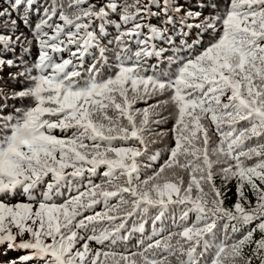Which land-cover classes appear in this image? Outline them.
I'll list each match as a JSON object with an SVG mask.
<instances>
[{
  "label": "snow or ice",
  "instance_id": "1",
  "mask_svg": "<svg viewBox=\"0 0 264 264\" xmlns=\"http://www.w3.org/2000/svg\"><path fill=\"white\" fill-rule=\"evenodd\" d=\"M5 67L22 106H0V247L26 254L0 264H264V0H2ZM146 218L171 223L149 236Z\"/></svg>",
  "mask_w": 264,
  "mask_h": 264
},
{
  "label": "trees",
  "instance_id": "2",
  "mask_svg": "<svg viewBox=\"0 0 264 264\" xmlns=\"http://www.w3.org/2000/svg\"><path fill=\"white\" fill-rule=\"evenodd\" d=\"M0 2H2V0H0ZM44 2H45V0H39L40 4H43ZM89 2L96 4L97 7H99L100 5L107 3L108 0H89ZM112 2L123 3V0H112ZM129 2H131V0H129ZM141 2L147 3V0H141ZM188 2L194 5L197 3V0H188ZM21 11L23 12V9H21ZM210 11H211L210 7L204 8L203 15H208L210 13ZM33 12H35V9H33ZM41 12H42V9H41ZM13 18H16L15 13H13ZM39 18L40 17L38 15H35V14L32 15L31 21H32L33 26L35 25V23H37L39 21ZM110 19H111V23L109 25H107V30H106L105 40H104L105 43H108V41L113 40L114 36L118 33V31L122 30V29L116 28V24H117L118 19H119L118 13L111 15ZM151 22L153 24H157L158 20L156 18H152ZM19 31L24 32L26 35L29 36V38L31 37V32H30L29 28H27L23 23L19 24ZM210 35H211V33L205 34L202 37L203 44L198 46L197 51L201 50L204 46L207 45L209 38H210ZM196 38H197V30L193 29L191 35L188 37V43L191 44L192 40H194ZM176 39H177V43H179V40L181 38L178 36ZM15 52L17 55H19L20 54L19 48H17L15 50ZM183 54L187 55V52H185ZM36 55H37V50L35 47H33L31 49L30 54L24 56V59L31 62ZM67 55H68L67 53L64 54L65 58H67ZM166 55H171V53L168 52V53H166ZM6 58H12V53L11 52L8 53ZM90 62H91V57L89 58V63ZM151 62L155 63L156 62L155 58H152ZM164 66L166 67L167 65L165 64ZM17 70H18L17 68L5 67L4 70L2 72H0V87H2L5 92H10L13 89L18 90L21 87V84L19 81H13V80L9 79V73H15ZM5 103L7 105L5 112H4L5 115H7L8 113L14 112L15 108H19L22 106V102L20 99H8L7 101H5L4 99L0 98V106L4 105ZM23 103L27 104V100L23 101ZM150 103H155V101L154 100L150 101ZM144 106L145 105L143 104V102H140L136 105V107H139V108H143ZM169 111H171V108H169V110L164 111L163 115L168 116ZM174 123H175V119L171 118V119H168L165 123L161 124L158 128H156V131L167 132L168 136L164 140V143H157L152 148V152H155L157 150H161V156L157 161L151 162V167L146 170V173L141 176V179H144L145 175H151L152 171L154 169H158L160 167V165L163 164L164 161L168 158V154H167V151L165 149V144H167L169 146L174 145V140L172 139V134L169 131L170 129H172ZM57 134H59L58 130H57ZM211 135H212V142H213V144H215V142L218 140V137L216 136L214 131L211 133ZM216 171L218 172L219 169H217ZM100 172L102 173L103 169H100ZM183 175H184L185 181H187V179H188L187 175L186 174H183ZM93 181H94V183H100L101 177L95 176V177H93ZM215 182H216L217 186L221 185V179H220L219 175L216 176ZM73 194H75V193H73ZM246 194L248 195L249 200H251L252 203L255 204V198L252 196V194L250 192H247V191H246ZM18 199H23V197H18ZM236 200H237L236 181L232 180V181L228 182L226 189L224 191V207L231 209L233 207V205L236 203ZM12 202L14 203L15 201H12ZM113 202H115V201H113ZM96 210L100 211L101 208L98 207ZM192 219L194 220L195 217L193 216ZM170 223H171L170 220L164 224H162L161 222L158 221L155 225H153L151 222V219L146 218L144 235L150 236L154 229H163L164 227H167L168 224H170ZM128 227H129V229H134V225L131 222L128 223ZM252 227H255V224H253ZM222 229H223V226H221V231H222ZM173 230H175V229H173ZM166 234L167 233H165V235ZM141 236H142V234L140 232L134 231L133 233L130 234V242H125V246L131 248L133 245L136 244V242L138 240L141 239ZM257 238H259L258 234H257ZM92 246L96 247L95 244H93ZM6 247H7L6 245H4L3 247H0V261L17 259L19 256H21L23 254V251H21V250L7 251V253L5 254ZM246 251H247V249H246ZM253 264H256V262L254 261Z\"/></svg>",
  "mask_w": 264,
  "mask_h": 264
},
{
  "label": "rangeland",
  "instance_id": "3",
  "mask_svg": "<svg viewBox=\"0 0 264 264\" xmlns=\"http://www.w3.org/2000/svg\"><path fill=\"white\" fill-rule=\"evenodd\" d=\"M101 182V181H100ZM158 238V237H157ZM25 251V253H26V250H24Z\"/></svg>",
  "mask_w": 264,
  "mask_h": 264
}]
</instances>
